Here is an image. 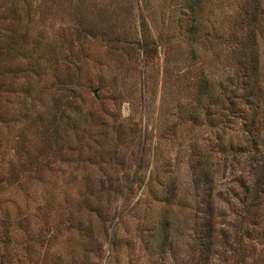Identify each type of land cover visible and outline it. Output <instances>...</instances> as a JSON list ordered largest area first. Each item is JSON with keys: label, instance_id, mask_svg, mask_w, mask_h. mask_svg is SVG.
Returning <instances> with one entry per match:
<instances>
[{"label": "rangeland", "instance_id": "374dc122", "mask_svg": "<svg viewBox=\"0 0 264 264\" xmlns=\"http://www.w3.org/2000/svg\"><path fill=\"white\" fill-rule=\"evenodd\" d=\"M0 85V264H264V0H0Z\"/></svg>", "mask_w": 264, "mask_h": 264}, {"label": "trees", "instance_id": "16d2710c", "mask_svg": "<svg viewBox=\"0 0 264 264\" xmlns=\"http://www.w3.org/2000/svg\"><path fill=\"white\" fill-rule=\"evenodd\" d=\"M197 5V4H196ZM193 7H195V5L194 6H190L189 8L193 11ZM196 8V7H195ZM196 22V21H195ZM195 24V23H194ZM231 37V35L228 37V39ZM238 45H240L239 43H238ZM250 45H252V44H250ZM254 46V45H253ZM254 49L251 51V52H249V55L246 57L245 56V58H246V61H247V64H246V66H244V69H242V71L244 70V73L242 74V77H244V79H241V81L247 86V84H248V86H249V88L247 87V89H246V91H245V93H244V98H245V100H247V101H249L250 99V97H251V94L252 93H256V90H259L258 88H257V86H256V79H258V72H259V68H258V60H257V52H256V47L254 46L253 47ZM235 51H236V49H234ZM238 55H239V52H238ZM237 55V56H238ZM226 80L223 82V84H222V88L224 89V91L225 92H228V95H227V97H226V100L228 101V100H231V98L230 97H232V96H234L235 95V93H236V91H237V86H236V84L235 83H233V80H236V79H238L237 78V70H235V69H233V72L232 73H229V74H227V76H226V78H225ZM208 85V86H207ZM203 86H205V88L202 90V93H204L205 94V92H211V91H213L212 89V86L210 85V84H204ZM212 88H210V87ZM2 89V85H0V90ZM7 91H8V93L11 91V90H8L7 89ZM5 101H6V103L9 105V107H7V106H5V108L7 109L6 110V113H5V115L8 117V115L7 114H9V115H11V110H10V106L11 105H13L12 104V102H11V99H10V97H9V95L8 96H6V98H5ZM228 105H229V107L230 108H232V107H235V105H232L230 102H228ZM259 105L256 103L255 104V107H258ZM9 120H11V117H9L8 118ZM0 120H1V117H0ZM253 121H251V123H252ZM0 123H2L1 121H0ZM246 124V123H245ZM246 126H247V124H246Z\"/></svg>", "mask_w": 264, "mask_h": 264}]
</instances>
